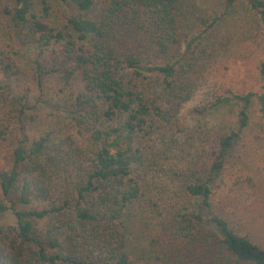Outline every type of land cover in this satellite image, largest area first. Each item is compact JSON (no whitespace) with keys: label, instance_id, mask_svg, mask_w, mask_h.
I'll return each instance as SVG.
<instances>
[{"label":"trees","instance_id":"trees-1","mask_svg":"<svg viewBox=\"0 0 264 264\" xmlns=\"http://www.w3.org/2000/svg\"><path fill=\"white\" fill-rule=\"evenodd\" d=\"M223 5L0 0V214L15 218L0 264H264L213 199L239 132L187 166L173 158L224 19L256 22L264 46V0ZM234 102L243 129L251 93L210 106Z\"/></svg>","mask_w":264,"mask_h":264},{"label":"rangeland","instance_id":"rangeland-1","mask_svg":"<svg viewBox=\"0 0 264 264\" xmlns=\"http://www.w3.org/2000/svg\"><path fill=\"white\" fill-rule=\"evenodd\" d=\"M200 2L224 9V0ZM213 37L221 44L222 52L211 73L201 80L193 98L181 110L184 130L176 134L173 158L179 166H187L192 160L205 158L218 144L219 135L239 132L215 183L213 199L216 208L241 232L264 247V119L259 100L264 91L260 73L264 61L263 33L256 22L233 13L224 19ZM225 90L252 94L249 124L243 129L239 116L242 103L210 106L212 97ZM197 107L202 112L194 110ZM180 184L179 181L171 186L180 192ZM11 224H15L12 213L0 214V227Z\"/></svg>","mask_w":264,"mask_h":264}]
</instances>
